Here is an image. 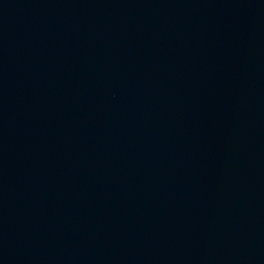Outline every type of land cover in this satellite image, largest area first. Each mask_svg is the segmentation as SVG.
I'll return each instance as SVG.
<instances>
[{"label":"water","instance_id":"95a60500","mask_svg":"<svg viewBox=\"0 0 264 264\" xmlns=\"http://www.w3.org/2000/svg\"><path fill=\"white\" fill-rule=\"evenodd\" d=\"M0 264H264V0H0Z\"/></svg>","mask_w":264,"mask_h":264}]
</instances>
